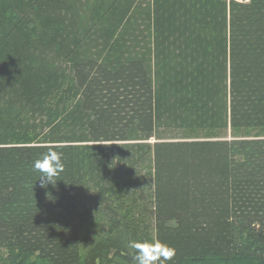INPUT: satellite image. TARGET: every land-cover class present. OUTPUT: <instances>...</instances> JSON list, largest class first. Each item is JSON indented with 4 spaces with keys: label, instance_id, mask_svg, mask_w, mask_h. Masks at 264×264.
<instances>
[{
    "label": "trees",
    "instance_id": "trees-1",
    "mask_svg": "<svg viewBox=\"0 0 264 264\" xmlns=\"http://www.w3.org/2000/svg\"><path fill=\"white\" fill-rule=\"evenodd\" d=\"M130 240L264 264V0H0V264Z\"/></svg>",
    "mask_w": 264,
    "mask_h": 264
},
{
    "label": "clouds",
    "instance_id": "clouds-1",
    "mask_svg": "<svg viewBox=\"0 0 264 264\" xmlns=\"http://www.w3.org/2000/svg\"><path fill=\"white\" fill-rule=\"evenodd\" d=\"M33 170L40 174L41 186L54 185L65 171L64 154L49 148L33 162ZM127 247L134 250L133 264H170L176 254L173 247L159 240H130Z\"/></svg>",
    "mask_w": 264,
    "mask_h": 264
},
{
    "label": "rangeland",
    "instance_id": "rangeland-1",
    "mask_svg": "<svg viewBox=\"0 0 264 264\" xmlns=\"http://www.w3.org/2000/svg\"><path fill=\"white\" fill-rule=\"evenodd\" d=\"M231 135V132H228V136ZM3 256H4V264H13L12 261L10 260V252L7 250H3ZM37 257V256H36ZM36 257H32L30 261H27V264H50L47 260H38L34 262ZM21 258L17 259L18 263H21ZM111 264H125L121 259H117Z\"/></svg>",
    "mask_w": 264,
    "mask_h": 264
}]
</instances>
